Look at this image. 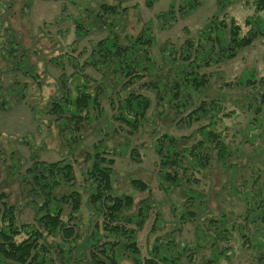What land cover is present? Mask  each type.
<instances>
[{"label":"rangeland","instance_id":"obj_1","mask_svg":"<svg viewBox=\"0 0 264 264\" xmlns=\"http://www.w3.org/2000/svg\"><path fill=\"white\" fill-rule=\"evenodd\" d=\"M91 1L0 0V193L15 205L22 223L36 225L34 216L42 199L36 193L39 186L29 175L34 159L46 164L71 162L77 189L85 192L92 187L81 175L88 164L86 153L102 147L115 161V192L133 196L128 212L135 215L140 208L147 212L141 217L142 226L135 222L129 225L141 257L148 256L154 239L160 238L173 244L176 264H264V104L260 102L264 94V37H257L230 60L213 56L208 65L202 64L200 72L209 77L208 86L180 113L163 106L157 94L142 85L149 78L145 76L132 86L150 98V107L138 129H130L116 118L117 101L127 94L126 86H112L108 80L107 91L112 95H103L100 105L89 109L74 129L72 124H61L62 119L50 112V102L60 96L63 81L73 86L75 74L88 79L90 91L104 82L100 68L84 61L93 44L106 36L108 27L87 28L83 37L76 36L74 29L73 16L80 13L77 5ZM188 1L194 3L193 9L188 8ZM222 2L219 7L216 0H156L148 7L145 0H124L126 16L114 20V30L119 36L123 32L136 35L149 25L154 39L149 49L153 70L159 75L161 69V79L168 76L176 81L182 78L181 65L186 71L190 69L181 58V46L187 40L195 44L201 27L212 15L233 17L244 30L248 29L245 19L254 13L264 22V10H255L258 0ZM66 55L79 66L73 67ZM246 71L255 74L254 88L249 82L240 83ZM182 93L186 94L184 89ZM201 101L207 103V113L189 118ZM255 105L261 109L260 127L253 121ZM227 112L232 114L225 115ZM212 116L219 119L216 128L228 146L225 167L217 149H208L210 161L205 167L189 166L186 174L177 169L179 185L164 191L155 151L158 138L165 135L193 142L200 138L198 127ZM132 179L146 182L148 191L133 188ZM68 189L65 185L55 191L59 194ZM77 215L83 225L71 248L74 253L80 248V259L75 263L83 264L89 260L86 242L93 217L85 207ZM68 216L66 205L63 220ZM100 231L103 233L102 228ZM118 236H109V240L118 238L121 246L126 240ZM58 241L57 236L46 237L49 244ZM213 248L225 250L226 255L220 254L217 263L210 262ZM54 264H60L57 258ZM119 264H131L126 253Z\"/></svg>","mask_w":264,"mask_h":264},{"label":"trees","instance_id":"obj_2","mask_svg":"<svg viewBox=\"0 0 264 264\" xmlns=\"http://www.w3.org/2000/svg\"><path fill=\"white\" fill-rule=\"evenodd\" d=\"M123 1L93 0L77 5L80 13L73 16L76 36L83 37L87 28H101L105 25L109 29L106 36L93 44L84 61V64L100 68L104 82L101 81L102 85L95 86L96 88L91 91L88 79H82L80 75H73L75 80L72 82L73 86L62 82L64 88L60 90V96L50 102V112L62 119L61 124L65 126L72 124V128L78 129L89 109L95 110L100 105V98L103 95L107 97L112 95V92L107 91L108 80H111L112 86L113 84L126 86L127 94L117 101L119 106L116 118L124 121L130 129L135 131L138 129L150 107V98L132 86L145 76L149 78L142 85L153 90L163 106L167 104L169 109L180 113L191 100L198 98L201 89L208 86L209 77L200 72L202 64L208 65L213 56L216 60H230L239 50L250 46L257 37H264L263 19L255 13L245 19L244 25L248 27L246 30L233 17L219 18L214 14L201 27L195 44L187 40L181 46V58L190 66L189 71H186L181 65L180 75L183 79L180 77L172 81L168 76L161 79V69L159 75L154 72L155 63L149 55V49L154 41L149 32V25L136 35L123 32L119 36L114 30L116 27L114 20L126 16L127 7L123 5ZM155 1L145 0V5L151 7ZM222 1L216 0V4L221 7ZM174 5L171 4L169 13L173 12ZM187 5L191 9L194 7L191 1H188ZM255 5L256 11L264 10V0H258ZM66 59L73 63V67L79 66L77 62H73L71 56L66 55ZM166 65L168 64H164ZM60 67L63 68L62 65ZM259 81L263 82V79L260 78ZM248 82L252 88L255 87L254 72L246 71L243 79H240V83ZM168 87L169 91L166 90ZM183 89L186 94L182 93ZM260 102L264 104V94ZM196 106L190 112L189 118L194 115L197 119L201 112L207 113L205 101ZM254 107L256 115L253 121H257L260 127L262 119L258 115L261 109L258 105ZM231 114L225 113L228 116ZM218 121L216 116H212L210 121L200 125L197 129L200 138L190 143L187 139L178 140L172 136L164 135L158 138L155 151L159 158V184L164 191H170L172 185H179L177 169L180 168L179 172L186 174L189 166L205 167L210 161L208 149H217L218 157L222 160L220 165L225 167L228 146L216 128ZM249 125L251 126V122ZM86 155L88 164L81 171V175L83 182L90 181L92 187L89 191L84 189L85 192L77 189L71 162L63 160L46 164L34 159V170H31L29 175L32 176L34 184L39 186L36 193H39L38 197L42 199L36 213L34 212L36 225L22 223L15 205L9 203L4 193H0V264H54L55 258L60 264H77L75 260L80 259V248L74 253L71 243L77 239L78 230L83 225L77 215L82 207H85L93 217L89 220V237L86 242L89 260L83 264H119L124 253L129 257L131 264H176L173 244L160 238L154 239L148 256H140V250L132 237L133 230L129 225L135 222L142 226L141 217L147 212L140 208L137 214H130L128 211L133 206V196L115 192L112 182L115 161L108 155L107 150L96 147ZM38 170L44 172L36 173ZM65 185L69 189L57 194L55 189ZM131 186L139 191L149 189L148 184L139 179H132ZM66 205L69 206V216L67 220H63L62 214ZM156 224L154 223V228ZM100 228L103 229V233ZM118 235H123L126 240L121 246H118L120 243L118 238L109 240V236L119 237ZM48 236H57L59 241L49 244L46 242ZM211 245L214 246V240H211ZM187 249L188 246H185L184 250ZM51 252H54L55 256H51ZM224 252V249L220 252L214 249L210 262L217 263L219 256L226 255Z\"/></svg>","mask_w":264,"mask_h":264}]
</instances>
